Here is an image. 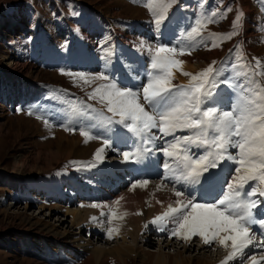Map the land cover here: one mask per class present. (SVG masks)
<instances>
[{"label":"rangeland","instance_id":"rangeland-1","mask_svg":"<svg viewBox=\"0 0 264 264\" xmlns=\"http://www.w3.org/2000/svg\"><path fill=\"white\" fill-rule=\"evenodd\" d=\"M124 1L0 0V126L4 131L3 136H0V264H122L117 255L112 253L116 242L118 243L117 238L108 239L107 234L103 236L104 234L99 231H94V228L84 229V225L72 223V217L66 211L88 209L93 204L110 205L115 197L128 191L137 180L161 183L169 187L173 193L175 188L183 192L184 197L198 198L197 191L190 193V189L185 191V185L187 188L192 186L190 183L184 182V185L183 181L174 180L171 174L164 177L160 173L161 169L155 172L148 169L151 165L153 169L155 165L163 169L161 154L153 156L149 152L152 158L149 162L152 163L144 168L137 166L134 161L128 162L135 159V156L128 161L125 160L122 153L135 150L140 144L141 137L137 139L138 136L129 132L123 125L115 123L119 117H114L112 123L105 122L100 115L101 112L104 117L112 114L108 113L104 105L97 100L89 98L93 88L107 81L85 84L78 77L68 75L84 73L86 76H95L104 73L119 87L131 88L133 91L141 90L148 77L147 75L142 77L138 73L136 78L132 79L131 68L124 67L127 61L109 54L110 62L108 60L105 62L110 63L109 69H106V64L100 63L102 58L105 59L99 52L112 43L114 34H119V38L125 41L145 45L143 49H147L148 46L155 48L158 45L190 48L191 54L185 56L191 58L192 63L200 58L202 60L206 58V64L201 63L198 69L190 73H197L215 61L218 73L215 77L216 87L207 98L204 107L218 109L227 107L229 101L220 105L218 100H225L231 93L240 91V85L247 77L251 79L249 86L255 87L256 83L264 85V0H178L177 5L182 4L186 9L184 20L181 22L179 17H175L171 22L170 17L165 27V33L170 34L169 37L165 38L163 33V38L151 42L146 37H143V40L136 37L131 22L127 21L131 18L135 20L142 18L144 21L154 23L153 16L148 15L149 11L145 7L144 14L140 15L142 10L139 7H132ZM137 3L144 4L140 0H137ZM182 8H178L179 13L183 11ZM213 12L217 13L215 22L206 25L202 37L187 39L186 33L195 25V21L210 16ZM241 13L238 26L234 29L236 17ZM77 16L84 21L75 23L74 18ZM232 31H236L237 34L230 39L210 36L211 33L227 34ZM213 43L218 46L212 47ZM214 51L216 52L212 54ZM11 60H15L16 63L8 68L3 65L4 61ZM128 61L133 64V69L140 67L142 74L147 69V58L143 57L140 60L134 57ZM119 73L123 76L128 75L130 82L128 78L116 82L115 78ZM173 83L178 85L176 81ZM119 126L123 129L121 133L127 134V141L134 142V146L129 147L131 150L129 148L124 150L121 147L122 143L117 142L116 131ZM81 128L89 129L95 137L91 140L101 142L102 147L104 140H108L111 148L116 146L118 148L119 145L122 150L111 154L107 149L109 147H105L107 153L99 164L92 165L88 160L72 157L54 163L49 171L40 170L45 166L43 159L40 158L36 170H29L28 166L34 164L33 155L37 151L47 152L55 144L57 133L64 132L69 137L77 139ZM186 131L187 133L182 132L181 135H192L191 130ZM178 135L180 136L179 133L176 136ZM163 139L165 142L169 141L165 145L167 147L171 139L167 140V136ZM158 140L159 138L155 141ZM143 141L144 138H141V143ZM199 149L202 152L206 150L204 147ZM19 154L28 156L27 163L24 166H13V157ZM229 154L235 155L236 151ZM122 159L127 161L129 166L122 164ZM228 161L231 160L225 158L218 164L225 165ZM233 166L225 176L218 173L217 180L223 181L222 188L231 181L235 163ZM125 168L131 170L132 178L123 175V171L128 173L127 170H123ZM114 169L123 171L119 172L120 176L114 178L111 174ZM57 173L61 175L60 180ZM214 184L217 185L218 182ZM219 194L217 193V198ZM94 195L98 197L95 198ZM134 199L138 200L136 197ZM252 199L259 202L257 219H264V197L257 195V198ZM137 202L133 204L135 207L139 204ZM140 202L144 204L142 200ZM97 209L99 210L97 222L108 227L107 216L101 215L102 212L107 213L108 207ZM31 222L36 224L30 226ZM37 224H44L50 228L54 225L57 233L64 232L70 239H78L80 243L89 244L88 249L81 251L80 248L71 246V243H64L60 235L56 237L46 235L38 231L41 226H36ZM149 225L147 224L143 231L141 228L136 243V250L142 255L138 252L132 253L126 264H153L158 253L165 256V264H172L174 257L183 259L190 257L193 261H189L188 264H204L218 261L217 258L222 255L219 254L221 247H214L215 243L210 248L198 249L200 245L198 237L193 240V246L185 247L187 249L180 248L182 241L175 239L172 243L169 242L171 245L165 246L169 238L156 235L154 229L151 230L154 226ZM169 227L174 228L175 225ZM249 246L251 250L256 251L251 244ZM96 247L104 248L100 258L99 256L95 258L90 252L91 248ZM248 247V254L242 252L241 259L235 256L234 260H228L226 264H251V259L255 260V264H264V260L256 261ZM137 254L139 257L135 256Z\"/></svg>","mask_w":264,"mask_h":264},{"label":"snow or ice","instance_id":"snow-or-ice-1","mask_svg":"<svg viewBox=\"0 0 264 264\" xmlns=\"http://www.w3.org/2000/svg\"><path fill=\"white\" fill-rule=\"evenodd\" d=\"M177 2L178 0H145L144 7L159 26L168 18L169 10ZM240 15L242 13L236 17L234 29L238 26ZM216 16L217 13L213 12L210 16L197 19L186 33L187 39L202 37L203 29L208 23L215 22ZM236 34V31H232L227 34L211 33L210 36L230 39ZM216 46V43L212 44V47ZM141 47L145 45L142 44ZM147 50L152 54L151 71L147 74V83L139 91L119 87L104 73L95 76H86L84 73L68 75L78 77L85 84L107 81L93 88L89 98L97 100L112 114L104 117L101 112L105 122L112 123L114 117H119L115 123L123 125L138 137H144L152 129H158L165 136L177 130H191L192 135L176 139L162 149L164 155L174 162V166L168 162L163 165L172 173L174 180L191 184L201 183L203 180L211 185L214 178L210 170L215 169L218 162L225 158L234 161L236 167L231 181L221 189L219 197L213 202L197 203L194 199L185 198L183 192L174 188L177 197L175 206L169 204L164 212L150 221L158 225L173 223L175 227L171 230V235L184 241L199 237L205 245L218 243L228 250L225 258L220 261V264H226L252 242L251 226H264V219H257L253 212L257 201L252 199L257 195L264 197V85H240V92L230 110L204 107L216 87V62L213 61L197 73H190L183 70L181 66L184 61L179 58L185 54L190 55V48L158 45L155 48L148 46ZM174 70L189 77V82L186 85L174 84ZM242 74L244 73H237ZM80 135L85 137V143L95 138L86 128H81ZM103 143L104 147L97 149L95 153L98 160L102 158L105 147H110L108 140ZM190 145L204 147L206 150L203 154L193 155ZM229 147L238 151L235 155L225 157ZM134 155L139 156L140 152L122 153L125 160ZM148 183V180H137L130 190L144 188ZM123 199L120 197L113 201L106 206L108 212L101 213L102 216H107L108 239L119 235V222L129 214L120 210ZM91 206L105 207L99 204ZM92 219L95 221L96 217Z\"/></svg>","mask_w":264,"mask_h":264},{"label":"bare ground","instance_id":"bare-ground-1","mask_svg":"<svg viewBox=\"0 0 264 264\" xmlns=\"http://www.w3.org/2000/svg\"><path fill=\"white\" fill-rule=\"evenodd\" d=\"M118 35L114 34L112 36V43L107 48L101 49V52H99V54L101 53L102 57H104V59H105V60H103V58H102V61H100L101 65L106 64V69H109V67L111 65L109 63L110 60L108 57H109V54H111V55L114 54V56L116 58H120L121 60L127 61V63L124 64V67L126 69L131 68L130 71H132L131 75L133 76L132 79H135L136 75L138 73L141 74L142 77L144 75H147L148 72L151 71V55L152 54L149 53V51L147 49H143L144 47H141L142 44L139 45L137 42H135L137 44H134L133 41H131L130 39L129 40L131 42L125 41V40L119 38ZM16 52L18 53V51H16ZM215 52L216 51H214L212 54H214ZM134 57L139 58L140 60L143 59V57L148 59V62L146 63L147 69L144 70L143 74L141 73L140 67L133 69V67H134L133 64H131L128 61L129 58H134ZM180 59H182L184 61V64L181 67L183 68L184 71H188V72H191L193 70L198 69V67H200L201 63L204 64L206 61V58H205V60H202L200 58V60L192 63L191 58H189L185 55L180 57ZM107 60L109 62L105 63ZM111 61H113V60H111ZM15 63H16L15 60H11L8 62L4 61L3 65L8 68L9 66H12V64L14 65ZM141 65H142V63L139 66H141ZM174 76H175V78L173 81H176V83H178V85H182L181 83H188L189 82L188 81L189 78L187 79V77L182 75L179 70H174ZM127 78L129 81L128 75L123 76V75H121V73H119L116 75L115 80H116V82H122ZM250 81H251L250 77L249 78L247 77L243 80L242 85H244L245 87H248L250 84ZM239 92L240 91H235V92L231 93L230 95H228L226 97L225 100L219 99L218 103L220 105H223L224 103H227L229 101L228 106L227 107L223 106L221 110H224V111L230 110L231 105L235 101V99L237 98V95ZM3 132H4L3 127L0 126V136H3L2 135ZM182 132L187 133L186 130H177L175 133L167 135V140L171 139V143H172V142H174V140L184 137L185 135L184 136L181 135ZM177 133H179L180 136L179 135L176 136ZM187 136H190V135L187 134ZM163 137H166V136L163 135L162 133H160L158 131V129H156V131H151L150 133L146 134L144 137H141V138H144V141L142 143H141V138L139 139V137H137V139H139L140 144L137 145L135 150L133 149L131 152L136 153L137 151H139L140 155L139 156L134 155L135 159L129 160V161L127 160V161L130 163H132L134 161L135 164L137 166H139L140 168L147 167L149 164L152 163V162H149L152 159L150 157V154H149V152H151L153 154V156H156L157 154H161V156H163V160H162L163 162L161 163V166H163L165 164V162H168L169 164L174 166V162L169 160L164 155V153L162 151V149L165 147V145L169 143V141L165 142V139H163ZM158 138H159V140L156 142L155 140ZM134 139L137 140L135 137H134ZM142 145H144V146H142ZM101 147H102L101 142L97 143L96 141H93L90 139V140H88L87 143H85V137L78 135L77 139H76V137L71 138L66 133L60 132V133H57V135H56L55 144H53V146L50 147L47 150V152L37 151L35 153V155H33L34 156V160H33L34 164L28 166V168L31 171L36 170V164L40 158H42L43 162L45 163V166L42 169H40L42 171H49L51 169V166L54 163L57 164V162H59L61 160L65 161V160H68L72 157H75V158L80 159V160H82V159L88 160L89 162H92V165H96V164H99L105 158V154L107 153V151L105 149L104 152L102 153V158L98 160L95 156V153H96V150L101 148ZM189 147H190V151H192L193 155L203 154L205 152V151L202 152V150L199 149L200 147H197L196 145H190ZM107 149L111 154H114V153L116 154L117 152L122 150L119 148V145H118V148L116 146L113 148L109 147ZM232 151L237 152L238 150L235 148L229 147L225 154L228 155L229 152H232ZM27 157L24 154H22V155L19 154L17 156H14L13 157V166H16V165L24 166L27 163ZM127 161L122 159L121 163L122 164L125 163V165H128ZM156 162H157V160H155L154 163H156ZM145 163H147V164L144 166ZM219 164L215 169L210 170L212 172L213 178H214L211 185L204 183L201 180V183H196V184L190 183L192 186L187 188L184 181H183V184L185 185V191H187V189H190L189 193L197 191L196 195L198 196V198L194 199L195 202H197V203H211L212 201L217 199V196H216L217 193H221V188H222L221 185H222L223 181L220 179L217 180L219 177L218 173H220V175L225 176L226 173H229L230 170L233 169L234 162L228 161L225 165H221V164L219 165ZM151 167H153V165H151L150 168H148V169L149 170L152 169L154 172L156 170L161 169L162 172H160V173H161V175L163 174L164 177L169 175V174L172 175V173L169 170L165 169L164 167H163V169L157 168L158 165H155L154 169ZM40 168H41V166H40ZM123 170H127L129 174L131 172V170H128V169H123ZM121 171L122 170L114 169V171L111 174L113 176H116ZM221 171H222V173H221ZM57 174H59V173H57ZM134 174L136 175V173H134ZM60 176L61 175L59 174L58 179L60 178ZM120 181L122 182L123 180H120ZM214 182H216V183L218 182V184L215 185ZM130 189H128V191H126V192L120 193L113 200V201H115L118 198L123 197L124 199L121 201V204L119 206L120 210L121 211H127L129 213L124 218L123 221L119 222L121 224L120 233H119V235L115 236V238L118 239L117 240L118 243L116 242L117 245L115 246V250L112 252V253H115L117 255V258L119 260H121L122 264H126L127 258L132 253L138 252L139 255H142L140 251L136 250L137 249L136 243H137V240L139 238V232L141 231V228L143 231V229L145 228V225H147V224H150L149 226H154L151 230L154 229V232L156 235H160V236H164V237L169 238L168 239L169 241L166 242L165 246H167L168 244L171 245L173 239H175V241H179V240L182 241L181 242L182 245L180 246V248L187 249V248H185L186 246H189V245L193 246L194 245L193 240L195 239V237H193L191 241H184L183 239H179V238L171 235V230L173 228H171L169 226H171L173 223L169 222V225H167V226L165 224L164 225H158V224L150 223V221L155 216L164 212L167 209V206L169 204H173V206H175V200L177 199V197L175 196V193H173L171 191V189H169V187H167L166 185H163L161 183L156 184L154 182H149L148 185L144 188L137 187L135 190H130ZM94 197L96 198L98 196L94 195ZM135 197L138 200H135L134 199ZM185 198H187V197H185ZM187 199H189V198H187ZM134 200L139 202L137 207H135L133 205V204H135ZM141 200L144 202V204H142L140 202ZM132 205H133V209L131 210ZM257 205H258V203H257ZM103 206L106 207L107 204H105ZM105 207H102V208H105ZM98 208L101 209V207H98ZM140 210L143 213L142 216H139L136 214L137 212H140ZM98 212H99V210L97 209V207H92V206L89 207L88 209H73V210L71 209V210L66 211V213L68 215H71L72 223H77L78 226L84 225V227H83L84 229L85 228L88 229V227L90 229L94 228V231H99L100 233L104 234L103 236H105L107 227L105 225H100L98 223L99 221L97 222V220H95L93 223L91 221V220H93L92 219L93 217H97L99 215ZM95 213H98V214L94 215ZM34 223L36 224V222H31L30 226H34L35 225ZM36 226H41V227H39L40 229L38 231H40L46 235H50L52 237H56V236L60 235V237L63 239L62 241L64 243H71V246H75L77 248H80L81 251L84 249H88L87 246L89 244L80 243L78 241V239L77 240L70 239L68 237L69 235L68 236L64 235L65 234L64 232L62 234L57 233V229H55L54 225L51 228L44 225V224L43 225L37 224ZM92 231H93V229H92ZM251 234H252L253 239H252V242L250 244H251L252 248L256 251L251 250V247L249 245H248L249 247L248 246L247 247L249 248V252H253L254 256L256 257V261L261 262L264 260V226H261L259 224L252 225L251 226ZM159 241H160V239H159ZM160 242H163V241H160ZM169 242H171V243H169ZM199 242H200V245H199L198 249L210 248L212 246V244L211 245H205L201 238H199ZM214 247H216V248L221 247V251L219 252V254H222V255H220V257L217 258L218 261H213V262L210 261V262H207L204 264H220V261L223 260L225 258V256L227 255L228 250L225 249L223 246L219 245L218 243H215ZM247 247L244 248L245 250L243 252H246L248 254ZM102 251H104V248L96 247V248H91L90 252L93 254V256H95V258L98 256L100 258V254ZM138 254L135 256L139 257ZM177 254H180V253H176V255ZM122 255H125V256H122ZM240 255H241V253L237 254L236 258L241 259L242 257ZM174 256H175V254H174ZM231 259H233V258H230L229 260H231ZM189 261H193V260L190 259V257H185L184 259H183V257L182 258L181 257L180 258L174 257V258H172L171 263L172 264H188ZM197 261H198V259H197ZM253 261H255V260L251 259L250 263L253 264ZM153 264H165V256L162 255L161 253H158L157 255H155V259H154Z\"/></svg>","mask_w":264,"mask_h":264},{"label":"crops","instance_id":"crops-1","mask_svg":"<svg viewBox=\"0 0 264 264\" xmlns=\"http://www.w3.org/2000/svg\"><path fill=\"white\" fill-rule=\"evenodd\" d=\"M127 1V2H125ZM124 3L125 4H129L130 6H134V7H139L142 12L140 13V15L143 13L144 14V4L141 5L139 3H137V0H125ZM140 1H143L145 2V0H140ZM178 3H176L172 8L171 10H169V15H168V18L159 26H157L155 24V22H150L148 20L144 21V19H140V20H135L134 18L128 20L127 22H131V25H132V31L134 33V35L136 37H139L140 39L143 40V37H146L147 39L151 41H153L154 39H161L163 38L162 37V34L165 33V27L167 26L166 24H168L167 22H169V18L171 17V22H173L174 18L175 17H179V19L181 20H184L183 19V16L186 15V12H184L186 9H185V6H183L182 4L180 6L177 5ZM182 8L183 11H180V13L178 12V8ZM146 8V7H145ZM147 9V8H146ZM174 14V15H173ZM148 15L151 17V13L148 12ZM195 15V14H194ZM169 20V21H168ZM72 21H73V18H72ZM79 21H84L83 18H81L80 16L78 17H75L74 18V22L79 24L81 22ZM151 35V36H150ZM170 34H166L165 33V38L169 37ZM51 42V41H50ZM52 43V42H51ZM53 44V43H52Z\"/></svg>","mask_w":264,"mask_h":264}]
</instances>
